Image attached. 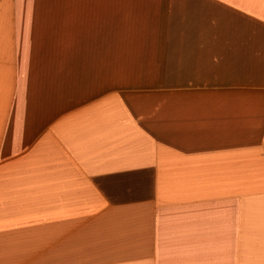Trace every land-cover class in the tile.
Instances as JSON below:
<instances>
[{
    "label": "crops",
    "instance_id": "0c3cea01",
    "mask_svg": "<svg viewBox=\"0 0 264 264\" xmlns=\"http://www.w3.org/2000/svg\"><path fill=\"white\" fill-rule=\"evenodd\" d=\"M262 211L264 0H0V264H264Z\"/></svg>",
    "mask_w": 264,
    "mask_h": 264
},
{
    "label": "rangeland",
    "instance_id": "374dc122",
    "mask_svg": "<svg viewBox=\"0 0 264 264\" xmlns=\"http://www.w3.org/2000/svg\"><path fill=\"white\" fill-rule=\"evenodd\" d=\"M264 211H262L260 213V217H259V221L257 220L256 221V226H257V229H258V232L261 233L262 231L264 232V230H262V228L264 227V220L262 219L263 217H261V214L263 213ZM260 220L262 222H260ZM255 224V223H254ZM262 242V241H261ZM259 239H257V241H255V244H257L259 247H260V243ZM263 243V242H262ZM262 243H261V246H262ZM264 244V243H263Z\"/></svg>",
    "mask_w": 264,
    "mask_h": 264
}]
</instances>
